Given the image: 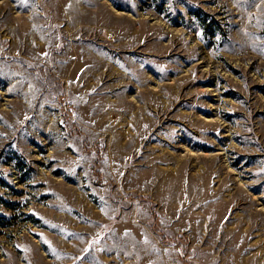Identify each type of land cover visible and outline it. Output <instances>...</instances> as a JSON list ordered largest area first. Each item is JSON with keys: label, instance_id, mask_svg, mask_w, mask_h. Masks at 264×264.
<instances>
[{"label": "rangeland", "instance_id": "obj_1", "mask_svg": "<svg viewBox=\"0 0 264 264\" xmlns=\"http://www.w3.org/2000/svg\"><path fill=\"white\" fill-rule=\"evenodd\" d=\"M0 264H264V0H0Z\"/></svg>", "mask_w": 264, "mask_h": 264}]
</instances>
